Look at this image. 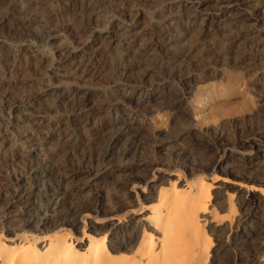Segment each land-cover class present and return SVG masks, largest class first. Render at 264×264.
<instances>
[{"label":"bare ground","instance_id":"obj_1","mask_svg":"<svg viewBox=\"0 0 264 264\" xmlns=\"http://www.w3.org/2000/svg\"><path fill=\"white\" fill-rule=\"evenodd\" d=\"M55 1L57 5L66 2L74 10L79 7L90 23L100 20L103 8L114 9L116 18L107 32L103 27L94 29V39L80 58L72 51L62 52L56 70L50 71L52 79L99 78L103 65L111 86L105 91L75 86L63 92L64 106L76 109L64 118L59 131L46 122L42 112L36 113L27 103H15L22 114L36 116L40 125L47 123V140L57 133L63 137L66 160L41 162L55 153H42L23 126L17 130L16 141L9 138V126H0V148L13 159L23 156L31 170V181L17 177L10 196L3 198L9 205L27 200L22 216L32 210L28 218L7 222L5 229L11 236L0 232V264H264V164L255 166L264 151V136L258 133L242 139L245 146L233 164L234 150L224 145L223 132L215 127L214 131L197 128L186 117L185 105L196 65L208 51L195 48L189 29L202 33L217 22H235L234 29L222 33L223 58L236 66L264 71V51L254 53L248 48L263 41L264 32L257 27L263 16L236 11L240 7L250 10L254 0H220L212 11L203 6L210 0H169L149 27L142 26L144 19L128 0ZM88 29L87 25L73 32L78 46L85 45L83 35ZM19 58L26 72L28 65ZM36 63L38 69L48 61L42 57ZM256 87L264 101V77ZM47 93L42 88L39 97ZM151 105L174 112L169 130L154 131L141 119L153 110H146ZM148 142L157 157L140 152ZM97 145H102L101 150L94 151ZM226 149L227 156L217 159ZM174 164L179 168L165 171ZM117 169L122 172V187L145 182L140 195L145 201L138 200L137 209H131L124 197L105 199L99 184L112 178ZM230 173L254 183L233 181ZM58 178V185L53 186ZM231 184L239 189L229 192ZM46 186L52 193L43 192ZM87 188L93 195L81 198ZM37 198L51 204L46 212L35 210ZM92 211L96 216H91ZM81 223L82 234L74 235Z\"/></svg>","mask_w":264,"mask_h":264},{"label":"rangeland","instance_id":"obj_2","mask_svg":"<svg viewBox=\"0 0 264 264\" xmlns=\"http://www.w3.org/2000/svg\"><path fill=\"white\" fill-rule=\"evenodd\" d=\"M168 1L128 0L127 3L138 11L140 19H144L142 26L146 23L149 27L151 24L156 23L158 12L169 5ZM195 1L189 0V2ZM218 1L221 2L222 0H210L204 3L203 6L212 11L219 4ZM254 4L255 6L250 10L240 7L236 11L238 13L254 11L255 14L259 15V18L263 16V19L257 23V27L264 32V3L259 4V0H254ZM78 9L79 7H76L74 10L66 2L57 5L55 0H0V126L10 127L9 138L13 141L17 139V130L20 131V127L23 126L31 137L38 141V147L42 153L47 154L52 151L55 153L51 158L41 159L40 161L43 163L54 164L59 160H66L68 157V153H66L68 148L63 142V137H58L57 133V136L51 140L45 138V134L48 133V122H52V127L59 131L64 118L73 109H76L74 106H72L73 108L69 105L64 106L63 100L65 99L63 98L66 97L62 93H69L72 87L75 86H81L89 90L100 89L101 91H105L108 86H111L107 69L103 65L99 68V78L87 75L83 79L78 76H70L66 79L59 78L58 81L52 79L50 71L56 70L62 52L72 51L80 58L84 53L83 51L94 39L92 35L95 33L94 29L103 27L102 31L107 32L110 27L109 23L116 18L114 9L103 8L98 13L100 20L94 24L90 23L89 17ZM87 25L89 29L83 35L86 40L85 45L78 46L79 44H77L73 32ZM234 25H236L235 22H217L215 26L212 25L210 29L203 30L202 33L197 29H189L187 32L195 48L201 50L205 47L208 51L205 52V57L196 65L193 87L191 93L187 95V102L185 101L187 106L186 117H189L197 125V128L201 130L205 128L211 130L212 128L211 131H214L215 127V129L217 128L216 131L223 132V135L227 138V143L224 145L228 149L233 148L234 150L233 164L237 163L238 152L245 146L244 143L240 142L242 139L254 137L258 133L264 136V106H262L264 101L260 96L259 88L256 87L259 81L263 80L264 71L260 68L253 69L244 64L236 66L233 62L226 61L223 58L226 44L222 39V33L224 31L228 34L229 29H234ZM222 26L224 29H222ZM251 45L254 46L255 43ZM258 45L256 44V48H254L248 44V48L252 49L254 53L256 51L259 53V50L260 52L264 51V38L262 43ZM17 55L20 57L19 60H23H21L22 64L28 65L29 69L26 72L21 68L22 65L17 60ZM144 56V54H140V57ZM147 56L149 55H146L145 58ZM42 57L47 59L48 64L45 67L36 69V62ZM42 88L47 89L48 93L44 96L41 95L40 98L39 92ZM165 93L159 95L161 97L167 96ZM160 96L154 97H157L156 100H161ZM154 102L156 101H151L152 104ZM15 103H27L34 107L36 113H39L37 111L42 112L39 114L46 118L47 123L40 125V119L35 118L36 116L22 114L17 108H14ZM148 109L153 110L142 115L141 119L147 123L149 128L154 131H167L171 128L175 116L173 111H169L168 108L164 107L160 109L157 105H151L146 110ZM152 146V142L145 143L140 148V152L145 156L157 157L153 153L154 146L153 149ZM101 147L102 145H97L94 147V151L101 150ZM228 149L225 152H220L217 159H224L227 156ZM73 152L74 154L77 153L76 150H73ZM13 154H15V151H13ZM260 154L262 157L256 159L257 164L255 166L257 167L264 164V151H261ZM16 157V159H13L8 153L6 155L5 149L0 148V232L7 237L11 236L9 231L5 229L8 221L18 222L20 218H28L29 215H32V210L27 212L26 216L21 214L25 213L24 206H26L27 203L25 204V202L27 200L9 205L6 199L3 198L4 194L7 195V198L10 196L11 183L13 182L14 187L17 177H28L31 181L29 178L31 174L29 164L24 158H21L23 156ZM75 159L78 160V156H75ZM182 162L181 160L178 163L179 167ZM179 167L174 164L165 171L174 172L173 170ZM121 173L117 169V171H113L114 176L112 178H106L99 184L105 192V199L116 200L124 197L129 200L128 205L131 209H137L138 200L145 201L140 196L145 182L138 180L127 187H122L119 181L121 180ZM218 174L220 175L222 172ZM228 177L233 181H243L245 185L254 183L246 177L240 178L231 173L228 174ZM58 183L59 178L54 180L53 186L58 185ZM133 184H135V188ZM262 186L264 187V185ZM238 189L239 187L234 184L227 186L229 192H235ZM50 190L52 189L46 186L43 192ZM91 190L89 188L85 189L80 195L81 198H90L93 195ZM49 193H52V191ZM33 200L31 199V201ZM35 200V210L46 212V207L49 204L48 200L43 198ZM91 216H96V213L92 211ZM99 216L102 218V214ZM83 228L84 225L81 223L78 231L76 229L73 231L74 235L80 236ZM231 235L233 236V233L230 234L232 239Z\"/></svg>","mask_w":264,"mask_h":264}]
</instances>
